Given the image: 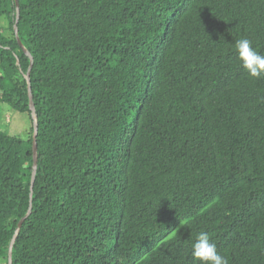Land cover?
Instances as JSON below:
<instances>
[{"label":"trees","instance_id":"obj_1","mask_svg":"<svg viewBox=\"0 0 264 264\" xmlns=\"http://www.w3.org/2000/svg\"><path fill=\"white\" fill-rule=\"evenodd\" d=\"M18 4L0 0V104L31 126H0V264L11 244V264H198L201 231L264 264V77L235 49L264 54V0Z\"/></svg>","mask_w":264,"mask_h":264},{"label":"clouds","instance_id":"obj_2","mask_svg":"<svg viewBox=\"0 0 264 264\" xmlns=\"http://www.w3.org/2000/svg\"><path fill=\"white\" fill-rule=\"evenodd\" d=\"M235 49L243 69L254 78L264 77V54L253 46L248 38L235 42ZM191 255L198 264H229V260L217 251V245L210 239L207 232L198 233L192 244Z\"/></svg>","mask_w":264,"mask_h":264},{"label":"water","instance_id":"obj_3","mask_svg":"<svg viewBox=\"0 0 264 264\" xmlns=\"http://www.w3.org/2000/svg\"><path fill=\"white\" fill-rule=\"evenodd\" d=\"M16 3V7H17V14H19V4H18V0H15ZM14 31H15V35H16V39L19 43V45L23 48V50H25V52L27 54H29V52L26 51V49L23 47L22 42L20 41L18 34H17V26H14ZM33 59L31 57V62H30V66L29 69L31 68ZM27 83H28V95H29V107L30 110L32 111V115H33V142H32V152H33V165H32V174H31V183H30V192L33 190V184L35 181V174H36V168H37V122H36V118H35V113H34V103L32 100V93H31V86H30V78H29V70L27 73ZM31 212V205L29 206L28 212L26 213V215L24 217H22L19 221H18V228L21 226V224L23 223L24 219L26 218V216H28V214ZM11 254H12V244L9 247V251H8V264H11Z\"/></svg>","mask_w":264,"mask_h":264},{"label":"rangeland","instance_id":"obj_4","mask_svg":"<svg viewBox=\"0 0 264 264\" xmlns=\"http://www.w3.org/2000/svg\"><path fill=\"white\" fill-rule=\"evenodd\" d=\"M3 25L5 22L0 21V26ZM0 126L11 133L22 135L30 128L31 121L27 114L16 112L6 104H0Z\"/></svg>","mask_w":264,"mask_h":264}]
</instances>
